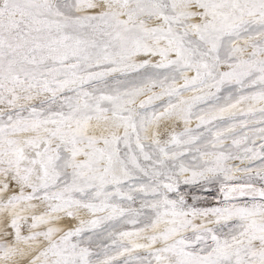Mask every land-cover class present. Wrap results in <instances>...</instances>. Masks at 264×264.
I'll return each instance as SVG.
<instances>
[{"label":"snow or ice","instance_id":"snow-or-ice-1","mask_svg":"<svg viewBox=\"0 0 264 264\" xmlns=\"http://www.w3.org/2000/svg\"><path fill=\"white\" fill-rule=\"evenodd\" d=\"M0 264H264V0H0Z\"/></svg>","mask_w":264,"mask_h":264},{"label":"rangeland","instance_id":"rangeland-1","mask_svg":"<svg viewBox=\"0 0 264 264\" xmlns=\"http://www.w3.org/2000/svg\"><path fill=\"white\" fill-rule=\"evenodd\" d=\"M194 126V125H193Z\"/></svg>","mask_w":264,"mask_h":264}]
</instances>
